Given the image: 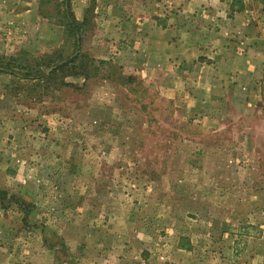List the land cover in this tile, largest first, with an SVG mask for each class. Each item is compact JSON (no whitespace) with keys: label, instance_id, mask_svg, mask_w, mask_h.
I'll use <instances>...</instances> for the list:
<instances>
[{"label":"rangeland","instance_id":"obj_1","mask_svg":"<svg viewBox=\"0 0 264 264\" xmlns=\"http://www.w3.org/2000/svg\"><path fill=\"white\" fill-rule=\"evenodd\" d=\"M70 1L85 24L87 57L71 67L82 74H0L5 264H30L26 246L36 239L55 264H79L85 249L82 264H110L125 248L120 259L264 264V0H207L224 6L217 18L243 13V27L253 25L259 74L237 94L244 103L231 91L232 102L222 96L205 115L118 65L92 62L90 40L107 18H134V0ZM120 2L131 7L119 13ZM73 49L63 0H0V61L18 71L54 66Z\"/></svg>","mask_w":264,"mask_h":264},{"label":"crops","instance_id":"obj_2","mask_svg":"<svg viewBox=\"0 0 264 264\" xmlns=\"http://www.w3.org/2000/svg\"><path fill=\"white\" fill-rule=\"evenodd\" d=\"M117 7L121 13L122 8L129 10L131 4L120 2ZM222 8L221 3L212 5L207 0H134L130 9L134 18L123 13L104 20L102 35L90 40V56L149 82L165 93L172 105H190L188 113L205 115L210 107L222 105V96L232 102L231 91L237 97L239 92L252 90L259 74L253 25L247 21L246 29L243 27V13L241 20L217 18ZM239 42L245 45L240 47ZM236 99L239 104L244 103L242 98ZM0 238L3 239L2 229ZM33 242L26 246L30 264H55L45 244L37 239ZM8 249H3L0 241V264H5L3 251ZM125 249H120L119 255L126 254ZM88 254L86 249L81 252L79 264ZM121 255L110 260V264H164L155 255L120 259ZM9 259L12 261L13 256Z\"/></svg>","mask_w":264,"mask_h":264},{"label":"trees","instance_id":"obj_3","mask_svg":"<svg viewBox=\"0 0 264 264\" xmlns=\"http://www.w3.org/2000/svg\"><path fill=\"white\" fill-rule=\"evenodd\" d=\"M64 5V15L65 19L67 20V30H69L70 35L74 38V49L72 54L69 56H66L64 58H61L58 63H56L54 66L46 65L43 66H31V67H22L19 71L16 70V68L11 67L10 64L3 63L0 61V74L8 73L12 75H18L21 76L24 79H27L28 81H47L49 79H52L54 75H60V77H64L65 75H72L70 72H74L75 76H78L79 74H82L79 70V67H75L72 69L71 67L76 64V62L83 57V59L87 56L80 54V45L82 41V34L84 30V23H81L77 20L72 8H71V1L70 0H63ZM82 59V60H83ZM92 58V62H95L96 60ZM100 63H104L103 61H98ZM46 69H51L50 72L47 73ZM85 69V67H84ZM68 70V72H67ZM75 70V71H72ZM85 77L91 76L88 70L83 73ZM66 85V84H65ZM7 198V192L4 190H0V199H6ZM11 198L15 199V203L19 205L21 210L25 213L30 212V208L32 205H30L28 202L21 201L18 197L12 196ZM28 216H26L27 219ZM25 219V217H24ZM25 219V220H26ZM27 221V220H26Z\"/></svg>","mask_w":264,"mask_h":264}]
</instances>
